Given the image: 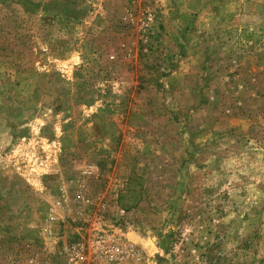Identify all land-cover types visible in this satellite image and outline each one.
Returning a JSON list of instances; mask_svg holds the SVG:
<instances>
[{"label": "rangeland", "instance_id": "obj_1", "mask_svg": "<svg viewBox=\"0 0 264 264\" xmlns=\"http://www.w3.org/2000/svg\"><path fill=\"white\" fill-rule=\"evenodd\" d=\"M76 251L264 264V0H0V264Z\"/></svg>", "mask_w": 264, "mask_h": 264}, {"label": "built area", "instance_id": "obj_2", "mask_svg": "<svg viewBox=\"0 0 264 264\" xmlns=\"http://www.w3.org/2000/svg\"><path fill=\"white\" fill-rule=\"evenodd\" d=\"M66 254H68V256H69V260H68L69 264H94V262H93V258H94L93 256L94 255L93 254L91 257H85L84 253L79 252V251L67 252ZM95 254L98 255L97 252ZM30 262H35V259L31 258ZM36 263H33V264H36Z\"/></svg>", "mask_w": 264, "mask_h": 264}]
</instances>
